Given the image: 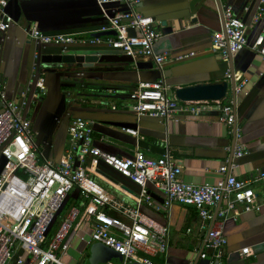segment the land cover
I'll return each instance as SVG.
<instances>
[{"label": "crops", "instance_id": "crops-1", "mask_svg": "<svg viewBox=\"0 0 264 264\" xmlns=\"http://www.w3.org/2000/svg\"><path fill=\"white\" fill-rule=\"evenodd\" d=\"M217 1L221 7H230L234 16L245 23L249 43L264 30V14L257 22H252L258 2ZM22 9L19 22L0 33V77L6 85L8 99L26 95L29 104L26 116L36 134L38 150L46 159L59 163L64 158L68 124L79 117L92 122L94 147L125 158L133 157L136 151L151 159L169 154L181 166L182 181L192 185L216 183L223 178L218 172L223 165L235 164L231 175L238 180L264 171V64L249 49L231 55L230 63L209 51L211 36L220 28L214 0H146L138 11L153 17L162 34L153 49L157 54H170L163 65L169 87L167 96L176 99L180 106L185 103L175 97L178 89L227 82V93L221 102L228 103L232 99L231 84L245 82V92L236 97L235 104L239 139L219 122L218 112L212 109L196 116L178 112L168 123L137 117L129 109L130 92L138 82L151 83L160 77L150 59L118 61L115 57L123 55L105 46L89 43L44 46L29 37L27 28L33 25L48 35L93 33L104 23L93 0H22ZM64 48L67 54L76 56L106 57L94 64L95 68L105 70L82 74L66 65H46L40 61L43 55L62 54ZM190 52L195 53L194 57L175 61L177 55ZM227 71L231 72V79L226 78ZM78 76L79 80L84 79L83 83L73 81ZM38 77L44 79L42 91L34 85ZM127 128L135 129L137 136L125 133ZM236 145L245 151L238 159L233 156ZM85 167L107 194L169 227L167 255L155 258L156 262L190 264L196 261V251L203 247L207 226L211 223L203 224L193 207L173 204L166 213L161 208L164 195L151 186L152 201H142L137 207L135 197L139 189L136 185L101 162L87 159ZM251 189L255 202L261 205L260 211L214 221L222 224L227 240L220 264H264V179L252 183ZM80 204V195L73 190L51 232L54 233L70 207ZM110 215L122 219L115 212ZM91 229L92 225L84 224L81 231L88 236ZM93 244L81 242L75 236L63 261L76 264ZM244 248H249L250 254L242 258L238 253ZM90 260L91 256L83 264H89ZM24 261L27 264L28 257L24 256Z\"/></svg>", "mask_w": 264, "mask_h": 264}, {"label": "built area", "instance_id": "built-area-1", "mask_svg": "<svg viewBox=\"0 0 264 264\" xmlns=\"http://www.w3.org/2000/svg\"><path fill=\"white\" fill-rule=\"evenodd\" d=\"M94 1L104 23L93 33L113 32L115 36L88 39L75 34L48 35L33 25L27 31L29 37L44 46L89 43L105 46L132 61L150 59L160 77L151 83L138 82L130 92L132 104L129 109L137 117L168 123L178 112L196 116L212 109L218 112L219 122L229 129L235 139L241 137L240 128L236 125L235 104L236 97L245 92L244 81L235 85V98L228 103L194 101L180 106L176 99L167 96L169 87L163 65L170 59V54H157L153 49L162 34L157 30L153 17L138 11L146 0ZM251 1L258 2L252 18L255 23L264 14V0ZM6 5L7 0H0V33L6 32L13 23L4 13ZM220 10H217L220 28L211 36L209 51L227 61L229 56L249 49L264 64V30L249 43L245 23L234 16L230 7L224 6ZM194 55L190 52L177 55L174 59L182 61ZM226 78H232L230 71H227ZM34 85L36 89L44 90L43 77H38ZM28 105L26 95L8 99L6 85L0 77V160L3 162L0 170V264H25L24 256L29 259L27 264H66L63 258L75 236L81 242L101 244L112 250L121 256L122 264H165L154 259L167 255L169 227L107 194L91 178L85 167L87 159L103 163L136 185L139 189L135 197L137 207L142 201H152L151 186L164 195L161 208L166 213L173 204L190 206L197 211L203 224L211 223L213 210H217L216 218L226 220L261 209V205L255 202L251 184L263 180L264 171L249 179L238 180L231 175L236 165H223L218 169L223 178L216 183L192 185L182 181L181 166L169 154L151 159L136 151L133 157L125 158L94 147L92 122L85 119L70 121L64 158L54 163L38 150L36 134L25 112ZM125 133L137 136V131L132 128L125 129ZM244 154L242 146L234 147V158H241ZM73 190L80 195L81 204L67 210L51 238H48ZM110 212H115L122 219L111 216ZM84 224L93 226L88 236L81 231ZM226 243L222 224L213 223L208 234L205 233L201 252L196 251V261L190 264H220ZM249 254V248L238 253L242 258ZM103 264L118 263L106 261Z\"/></svg>", "mask_w": 264, "mask_h": 264}, {"label": "water", "instance_id": "water-1", "mask_svg": "<svg viewBox=\"0 0 264 264\" xmlns=\"http://www.w3.org/2000/svg\"><path fill=\"white\" fill-rule=\"evenodd\" d=\"M94 5L98 11V13L101 16L100 10L98 6L96 5L95 1L93 0ZM215 5L217 7V10L221 9V5L217 0H214ZM221 11V10H220ZM23 9H22V0H7V5L4 8V13L7 14L13 21V25L17 24L21 18ZM102 18V17H101ZM103 20V18H102ZM30 28V27H29ZM27 28V31L29 30ZM39 29V27H37ZM42 31L41 29H39ZM43 32V31H42ZM129 32L132 34V30H129ZM106 36H115V33L113 32H106V33H91L88 35H85L84 37L86 38H101V37H106ZM65 48L63 49L62 54H56V55H43L40 57V61L42 64L50 65V64H55L57 66L61 65H66L68 69H72L74 71L75 69H78L84 74L85 72H94V71H100V70H105V69H98L94 67V64L101 63L102 61L106 60V57H99L97 55H83V56H76L73 54H67L65 52ZM231 56L228 57V61L230 63L231 61ZM118 61H126V60H131L130 58L126 56L122 57H115ZM112 70V69H110ZM74 73V72H73ZM78 74V73H77ZM80 75V74H79ZM75 82H80L83 83L84 79L79 80V76L75 77L73 79ZM36 82V81H35ZM45 84V83H44ZM234 87L235 85L231 84V96L232 100L235 98L234 94ZM228 89V84L227 82H223L220 84H208V85H197L195 87H187L183 89H178L175 92V97L178 100H181L183 102H194V101H221ZM79 118V117H78ZM77 119V118H74ZM82 119V118H80ZM2 160L0 163V170L2 167ZM153 196L152 194H150ZM216 212L214 213L213 219L211 221L210 227L206 232V235L211 229L212 224L216 220ZM202 250V248H201ZM200 250V252H201ZM90 256L91 260L89 264H103L106 261H112L115 263H121L122 258L120 255L117 253L113 252L112 250L102 246L101 244H93L90 247Z\"/></svg>", "mask_w": 264, "mask_h": 264}, {"label": "rangeland", "instance_id": "rangeland-1", "mask_svg": "<svg viewBox=\"0 0 264 264\" xmlns=\"http://www.w3.org/2000/svg\"><path fill=\"white\" fill-rule=\"evenodd\" d=\"M87 259H90L89 251L85 252L81 260L77 262L76 264H83Z\"/></svg>", "mask_w": 264, "mask_h": 264}, {"label": "trees", "instance_id": "trees-1", "mask_svg": "<svg viewBox=\"0 0 264 264\" xmlns=\"http://www.w3.org/2000/svg\"><path fill=\"white\" fill-rule=\"evenodd\" d=\"M52 233H53V232H51V230H50V233H49L50 235H49V237L52 235Z\"/></svg>", "mask_w": 264, "mask_h": 264}]
</instances>
